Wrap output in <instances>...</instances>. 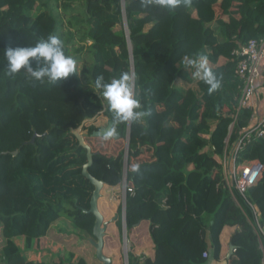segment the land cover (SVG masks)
Listing matches in <instances>:
<instances>
[{
	"label": "trees",
	"instance_id": "trees-1",
	"mask_svg": "<svg viewBox=\"0 0 264 264\" xmlns=\"http://www.w3.org/2000/svg\"><path fill=\"white\" fill-rule=\"evenodd\" d=\"M49 35L82 63L79 74L56 83L33 82L24 69L7 75L5 49ZM252 39H264V0H185L173 9L141 0H0V264H47L25 256L46 238L69 250L70 264H101L89 212L95 184L84 174L88 149L72 131L79 127L93 150L88 172L103 181L106 196L123 182L129 146L127 184L135 193L126 196L127 231L143 222L152 246L144 258L130 251L128 264H208L207 250L211 264H264V176L247 199L233 190L234 198L222 160L226 139L229 149L253 117L251 108L234 117V50ZM201 55L221 78L211 94L185 63ZM122 72L133 74L148 113L131 122L129 143V122L117 126L118 139L92 135L113 115L91 84ZM238 160L264 164V137ZM122 206L108 235L120 233ZM231 244L228 257L223 248Z\"/></svg>",
	"mask_w": 264,
	"mask_h": 264
},
{
	"label": "clouds",
	"instance_id": "clouds-1",
	"mask_svg": "<svg viewBox=\"0 0 264 264\" xmlns=\"http://www.w3.org/2000/svg\"><path fill=\"white\" fill-rule=\"evenodd\" d=\"M185 0H141L144 7L152 5L173 9L179 7ZM7 59L6 73L14 76L22 69L26 70L33 82L56 83L70 75L79 74L80 68L74 57L67 55L63 41L56 35L39 40L34 46L9 47L5 49ZM35 61V68L32 66ZM185 63L194 69L193 76L208 85L211 94L221 86V78L209 66L208 58L201 55L198 59H187ZM133 74L122 72L118 78L105 82L102 74L97 75L93 90H102L104 100L112 112V125L106 129V138L116 135L117 126L126 122H138L148 113L141 110V102L135 94Z\"/></svg>",
	"mask_w": 264,
	"mask_h": 264
},
{
	"label": "built area",
	"instance_id": "built-area-1",
	"mask_svg": "<svg viewBox=\"0 0 264 264\" xmlns=\"http://www.w3.org/2000/svg\"><path fill=\"white\" fill-rule=\"evenodd\" d=\"M234 54L238 57L235 74L240 80V93L234 117L236 120L242 108H251L253 117L248 126L239 130L235 142L229 149V137L226 139L225 154L222 158L223 174L234 198L233 190L246 198L247 190L256 185L264 176V164L260 161L238 160L241 150L254 140L264 137V110L260 111L261 101L257 96L258 82L261 78L260 63L264 60V39H252L241 48L235 49ZM232 126L233 124L230 126V130ZM127 159L128 155H125V160L127 161ZM127 179V172H125L123 206H125L127 194L135 193V188L127 184ZM204 257L209 260L208 264L212 263L213 258L210 250L204 252Z\"/></svg>",
	"mask_w": 264,
	"mask_h": 264
},
{
	"label": "rangeland",
	"instance_id": "rangeland-1",
	"mask_svg": "<svg viewBox=\"0 0 264 264\" xmlns=\"http://www.w3.org/2000/svg\"><path fill=\"white\" fill-rule=\"evenodd\" d=\"M122 25H124V15L122 20ZM121 25L118 24L116 29H120ZM77 67L82 69L81 62H76ZM83 82L85 83L84 77H82ZM0 134L4 133V129L0 131ZM5 136V135H4ZM87 136V135H86ZM129 150V146L127 147ZM125 155H128L126 153ZM124 163L123 170H124V177L125 172H127V161ZM110 195H104V190L102 189V193L100 198L98 199V210L101 213L104 223H107L104 235H103V247L102 253L105 257L111 260L110 264H128V254L132 250H136L137 253L140 254L141 258H144L151 254L150 247L152 246V242L148 240L150 236V227L147 226V231H143L144 223L138 224L136 227L133 228V232L131 236L128 235L127 225H126V214L125 209L126 205L122 206L123 204V182L121 183L120 187L116 190L107 191ZM122 206L120 219L122 220V225L120 228V233H114V235H108V229L111 224L115 223V221L119 218V206ZM111 214V216H109ZM114 221V222H112ZM112 222V223H111ZM178 225V223H177ZM2 241L1 233H0V243ZM19 244L22 246V249L25 250L23 246V240L19 241ZM96 256H97V247H95ZM69 250L60 243L54 242L51 239H44L40 244V248L38 250H34L32 252L25 250L26 259L33 262H45L50 263L51 260L54 262H58L60 259L65 262L66 264H70L73 260L69 258ZM2 255V251L0 249V257ZM102 264V261H101Z\"/></svg>",
	"mask_w": 264,
	"mask_h": 264
},
{
	"label": "water",
	"instance_id": "water-1",
	"mask_svg": "<svg viewBox=\"0 0 264 264\" xmlns=\"http://www.w3.org/2000/svg\"><path fill=\"white\" fill-rule=\"evenodd\" d=\"M123 1V6L125 5V0ZM124 25L125 28L127 29V22H126V14L124 11ZM127 36L129 38V31H127ZM130 51L132 54V46L130 45ZM112 125V121H109L108 124L104 127H101L99 130L93 132V136H101V137H106V129H109ZM130 126H131V121L129 122V129H128V143H129V130H130ZM82 127L73 129V133L76 134V136L79 138L80 143L85 146L88 149V158H89V162L84 166V174L95 184V190L93 192V196L91 199V207L89 209V212H92L95 214L96 216V224L94 227V235L97 238V241H92L94 246L97 247V257L102 261V264H110L111 260L107 257H105L102 253V247H103V235L105 232L106 227H104L103 225L106 226L107 223H104L103 217L101 215V213L98 210V199L101 196L102 193V189L104 186L103 181L97 180L96 178H94L89 172H88V167L89 165H91L92 163V148L86 143L85 138H86V134L82 133ZM120 137V134L116 133V135L110 137V138H116L118 139ZM128 147V146H127ZM16 153V151L14 152ZM128 153V149L127 152ZM235 248L234 246L231 244L230 245V251L228 254V257H230L233 252H234Z\"/></svg>",
	"mask_w": 264,
	"mask_h": 264
},
{
	"label": "crops",
	"instance_id": "crops-1",
	"mask_svg": "<svg viewBox=\"0 0 264 264\" xmlns=\"http://www.w3.org/2000/svg\"><path fill=\"white\" fill-rule=\"evenodd\" d=\"M260 70H261V78H260V80H259V82H258V97L260 98V111L261 112H263V110H264V60L263 61H261V63H260ZM141 110H143V108L141 107ZM144 111V110H143ZM99 122H101V120L99 121ZM104 127V126H103ZM93 137H101V136H93ZM103 138V137H102ZM85 141H86V143L91 147V145L88 143V140H87V136H86V138H85ZM100 142L102 143L103 142V139H101V140H98L97 142H96V144L97 145H99L100 144ZM92 148V147H91ZM93 151V150H92ZM104 187V186H103ZM228 235H229V232L228 231H225L224 233H223V235H222V238H221V240H222V243L224 244V237H226L227 238V240H228ZM229 249H226V248H223V253L225 254V255H227L228 256V254H229ZM69 253V252H68Z\"/></svg>",
	"mask_w": 264,
	"mask_h": 264
}]
</instances>
